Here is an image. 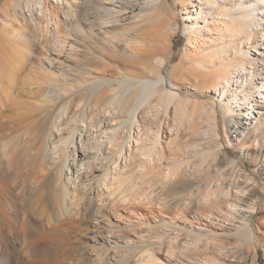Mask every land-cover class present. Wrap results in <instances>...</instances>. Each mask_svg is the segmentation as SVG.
Instances as JSON below:
<instances>
[{
    "label": "bare ground",
    "instance_id": "6f19581e",
    "mask_svg": "<svg viewBox=\"0 0 264 264\" xmlns=\"http://www.w3.org/2000/svg\"><path fill=\"white\" fill-rule=\"evenodd\" d=\"M32 1L42 5V15L37 20L40 19L42 31L46 29V33L41 36L44 38L40 44L45 48L51 33L57 35L60 45V49L56 46L57 49H45L42 53L35 50L38 58L50 51L58 54L59 59L65 57L61 44L65 43L68 18H62V14L68 16L66 9L76 12L77 27L85 23L87 32L97 38L101 55L103 40L114 46V39L121 37L119 45L124 51L137 48L141 52L146 49L148 54H160L158 48L148 49V42L155 38L137 34L138 30L153 22L157 24L156 30L167 33L173 22H179L177 14L163 8L166 0H93L90 6L82 0H0L3 3L0 17L10 15V10L17 13L21 6H28ZM258 1L264 6V0ZM188 2L180 11L191 46L196 51L220 55L216 42L222 35L228 36L236 51L235 68L217 69L218 78L223 79L226 74L232 78L234 70L240 77L250 73L247 66L250 61L242 44L253 31L259 30L258 10L250 5V11L244 13V2L240 0ZM83 11L86 17L80 22ZM206 30L211 32L209 40L205 37ZM32 48L38 49V46L31 45ZM258 49L255 66L256 56L264 59V52L259 53ZM188 58L193 60L190 54ZM72 59L76 58H70L69 54L65 57L66 62L76 64ZM197 62L198 69L206 67L210 74L215 73L209 69L214 59L206 62L201 58ZM119 63L126 70L96 61L97 68L91 76L70 77L60 65L57 67L63 71L62 75L58 73L61 76L54 72L40 74L38 81L30 86L34 104L27 111H21L20 107L21 110H8L11 104L6 99L12 96L4 98V93L8 95L12 91L5 89L13 90L16 81L12 72L6 78L5 72L4 77L0 71V259L9 256L7 263L14 264L26 254V260L33 264H68V252L80 249V244L109 236L115 248L107 247L98 253L94 258L96 264H109L110 255L115 259L112 264H195L185 252L204 249L213 253L212 259H204V264H246L247 250L259 240V228H254L252 223L264 203V192L263 187L256 189V181L248 174L239 176L235 184L227 182V167L222 164L239 171L240 167L220 140L217 112L213 113L215 105L211 122L204 130L210 138L209 143H204L210 146L199 152L194 147L199 155L202 152L203 158L194 166L195 172L191 173L192 167L186 162L169 164L166 154L177 150L179 145L182 132L178 126L184 108L181 113L182 99L175 89L180 86L163 72L168 58L158 56L157 65L148 66L143 76L134 74L137 66L129 60ZM13 67L18 69V65ZM259 83L262 85L257 91L259 98L250 93L248 86L243 90L236 87L230 94L224 92L228 99L224 106L231 116L230 131L242 125V116L250 119L245 120L242 129L251 131L257 117L250 113L256 107L260 108L257 113L264 114V79ZM47 89L50 94H45ZM214 154V163L210 161L212 164L205 166L208 157ZM204 167L210 189L195 201L186 182L195 179ZM217 176L221 177L220 182L212 185ZM80 205L85 212L78 209ZM79 233L86 234L84 241V235L80 239ZM168 239L171 243L161 262L152 251L156 247L160 250ZM174 243L178 244L181 254L177 253Z\"/></svg>",
    "mask_w": 264,
    "mask_h": 264
},
{
    "label": "rangeland",
    "instance_id": "374dc122",
    "mask_svg": "<svg viewBox=\"0 0 264 264\" xmlns=\"http://www.w3.org/2000/svg\"><path fill=\"white\" fill-rule=\"evenodd\" d=\"M92 1L93 0H82L81 2H84L88 6H90L92 4ZM229 1L233 2L235 0H229ZM240 1L244 2L242 6L244 13L250 11L251 9L250 5L254 6L258 10L257 24H260L259 30H257L256 32L253 31L252 36L246 37L244 45L241 43L242 48L244 50V54L248 59V61H250L247 64V66L248 69L251 71L250 73L243 74L242 77H244V79H242L240 75H236L238 74L237 70L233 71L232 78L229 76V74H226V77H224L223 79L218 78L217 69L218 70L222 69L224 71L233 70L236 64V60L233 57L236 51L233 47L232 41L228 42L227 40L228 36L220 35L218 37L216 44L218 43L219 45L217 48L218 51H220L219 52L220 55H218L217 53V56L212 55L211 52L207 50L196 51V48L191 46V42H189L188 35L184 30L186 24L184 15L180 11L184 5L188 6L189 4L188 0H166L165 4L163 5V8L169 10L171 13L177 14L178 15L177 18L179 20L178 23L173 22L170 25L167 33H165L164 30L162 29L160 32L158 31V29L156 30L155 27H157L156 26L157 24L153 22L146 23L142 27L143 28L142 30L141 28L140 30H138V33L135 32L134 30L135 33L137 34L141 33V35H147L149 38L153 36V38L155 39L154 41L150 40L148 42V49L155 51L158 48L160 54L158 52L148 54L146 49L145 50L143 49V51L146 52L145 53L143 51L142 52L140 51L142 49H137V48L133 50L126 49V51H124L122 50V46L119 45L120 44L119 41L122 39L121 37L114 39L115 41L114 46L108 45V43L105 40H103L102 42L104 43L102 44L103 47L101 48L103 54L101 55L100 52L98 51V49L100 50V44L97 38H95L93 35H90L84 27L86 26L85 23L81 22L82 20L83 21L85 20L86 12L83 11L81 18H79L80 19L79 21L81 22V25L84 28L83 27L79 28L76 26L77 23H79L77 22L78 19L75 16L76 12L72 10L71 12H69V10L66 9L68 11V16L62 14V18L64 19L68 18L67 19L68 21H66L65 24L66 27V30L64 31L65 36L63 37L65 43L61 44L62 45L61 49L64 51L62 55H65L66 57L67 54H69L70 58H76V59H72L73 62L76 64H71L72 62L69 61L66 62L65 57L63 56H61L62 58L59 59L58 54H53V52L51 51L47 52L48 55L45 56L41 54L38 55L40 59L35 54V50L37 53H42L45 49L56 48V46L58 49H60V45H58L59 38L57 37V35L55 36L51 33H48L49 37L46 47L44 48V46L40 44L43 42V38H44L41 36L44 35V33H46V29L45 31H42L43 29H42V24L40 23V19L37 20V17H41L42 15L41 12L42 5L40 3L35 4L32 1L31 3H29L28 6L25 4L23 7L21 6L22 8L21 7L19 8L17 13H12L10 10L11 13L10 15L5 14L3 15V17H0V71H2L3 76L6 74V78L8 72L10 73L12 72L16 81L15 84L16 87H14L13 89L15 92L11 88L10 90L8 87L5 86L7 88L5 89V91L6 90L7 92L12 91L9 92L10 95L8 93L9 96L5 95L6 93H4V96H6L4 98H9L12 96V98L6 99V101L10 100L7 101L8 105L11 104L8 107L9 108L8 110L18 109L20 107L22 108V110L19 108L21 111H27V109L33 106L34 100H33V95H31L30 93L31 92L30 86L32 83H35V81H38L37 79L38 76H40V74L46 76V73L48 74L54 72L55 75H59V74L62 75L63 71L61 70L63 69L66 70L65 72L68 73L70 77H78L79 75H80L79 77L84 75L91 76L92 74H95V70L97 68L96 61H101V65L103 66H108L110 68H115V69L121 68L122 70H126L119 63V61L129 60L130 62L134 63L137 66L133 71L134 74L143 76L146 72H148L147 67L156 66L157 64L155 62L158 56H163L168 58V64H166V67L163 69L164 74L168 79L173 77L174 82H176L180 86V88L179 87L175 88L179 93V96L181 97L182 101H184V104L182 101H181V105L179 104L181 107L180 112L182 113V106L184 110L187 111L185 112L183 110L185 114L183 113L184 115L183 114L180 115L181 123L178 126V128L181 130L182 134H181V138L179 139V145L175 148L177 150H174V152L171 151L169 153L167 152L166 161L169 164L176 163L177 161L180 163L186 162L187 165L189 164L192 167L191 173L195 172L194 166L197 167V165L200 164V161H203L202 152L201 155H199L200 153H197V151L198 152L199 150L202 151L206 149L208 146H210V144L208 146L206 145L207 141L210 138L206 137L204 132L207 130L209 124L208 122H211L210 117L213 112L212 107L214 104L215 108L214 107L213 108L215 112L213 113L217 112L216 115L219 121L218 131L220 134V140L222 143H224L225 150H227L228 152L227 154L231 158L237 160L239 164L238 167H240V171H239L237 169H234L233 167H228L222 164L223 167H227L226 173L224 172L227 182L234 183L235 180H237V178L241 177V175L246 176L248 174L252 176L256 181V189H261V187H263L262 191L264 192V114L257 113L258 111H260V108L256 107L255 112L250 113V116L253 114V116L257 117L256 124L253 123L254 127L252 128L251 131L247 132L242 129V127L245 126L244 124L245 120L250 121V119H244L243 116L240 119V123L242 125L236 129H234L235 127L231 128L232 131H230L228 121L231 116L229 117V114L227 113V108H225L224 106L228 102L226 94L232 93L234 89H237L236 87H238V89L243 90L245 89V87L248 86L250 88V93H253L255 96H258L259 98L260 95L259 93H257V91H259V89L262 87L261 83L259 82H261L264 79L263 56H259V55L256 56L258 58L256 66H255L256 63L254 58L256 54L255 53L256 48H259L258 49L259 53L264 52V6L258 0H240ZM230 2H228V5H231ZM2 4L3 3H1L0 5ZM143 6L147 8V5H143ZM103 11L106 10L103 9ZM123 23H124L123 21L120 22V25L122 26ZM27 24H30V27L27 26ZM53 25L54 23H51L50 28H53L54 27ZM72 27H74L75 29ZM244 28H247L245 22H244ZM168 33L171 34L170 37L166 35ZM210 35H211L210 30H206L205 33L206 39L209 40ZM58 36L61 37L62 33H60ZM31 45L38 46V49L32 48L33 50H31L30 49ZM21 49H23L22 51H24V53L21 52ZM19 52H21L22 55H19ZM188 53L192 55L193 60H190L188 58L189 57ZM73 55L75 56L77 55V56L74 57ZM110 57L112 58V61ZM201 58L206 59V62H210L211 59H214V62L209 68L215 70L214 74H210V72L207 71L208 69L206 67H201L199 69L197 68L198 65L197 61L200 60ZM20 59L22 61L24 59V61L22 62ZM17 62H18L17 64L18 67L17 65H15ZM13 65L16 66L18 69L13 67ZM58 65H60L62 69L61 68L58 69L57 67ZM203 69L204 71H202ZM6 78H4L5 80H3L5 81V83H6ZM223 81L226 82L227 84H225ZM224 85H227L228 87L224 89L223 87ZM22 86L24 87L23 90H22L23 88ZM15 88L17 91L15 90ZM224 92H226V94ZM48 93L49 94L51 93L49 89L45 91V94ZM13 98L15 101H13ZM21 103L23 105H20ZM232 111L237 112V110L235 109ZM209 119L210 121H208ZM226 138H228L229 140L228 142ZM194 147H196V149ZM194 149L197 151H195ZM186 151L188 153H186ZM197 154L199 155V158ZM214 157L215 154L209 156L208 157L209 161L204 163L205 166H207L206 165L207 163L208 165L211 162L214 163L215 161ZM197 159L199 160V162ZM50 161H52V158H50ZM133 171L135 172V170ZM206 173L207 170L206 167H204V170L202 169L201 171L197 172V177L195 179L188 180L186 182L190 186L189 191L191 193L193 191L192 199L195 201L197 199H200V196H202V194H204L205 191L210 189V186H208L209 183L207 181V176H205ZM213 173L216 174L217 172H213ZM234 174L235 176H233ZM233 177L234 179H232ZM220 178H221L220 176L219 177L217 176L212 181V185H216L218 182H220ZM182 185L185 184L182 183ZM71 198L70 200L72 201ZM70 200L68 202H70ZM79 208L82 210V212H85L84 207H82V205H80L78 209ZM173 210H177V208L174 207ZM263 211H264V203L261 206H259L258 212L254 218L255 221L253 220L252 223V226L254 228L257 229L259 228L258 229L259 240L255 242L256 245L253 244L250 246L249 248L250 251H248L249 249L247 250V253L249 255H248V262L246 264H253L254 261H255L254 264H264V212ZM76 216L79 218L81 216V213H79ZM217 221L218 220H216V222ZM83 235L84 237H82ZM79 237L80 239L82 237V241H84L86 234L79 233ZM107 237L108 238L106 239L103 237H99L96 240L89 241L87 244L79 243L80 244L79 246L81 247V248L79 247L80 249L70 251L66 254L68 257V261H67L68 264H96L94 262V258L95 256L98 255V253L105 251V248L107 247L110 249L115 248L114 243L111 241L112 240L111 237L109 236ZM168 241L169 239L167 240V242H164V244L166 243L165 246L163 244L161 247H159L160 250H158V247H156V250L154 252L152 251V253L156 256V258L159 259V261L161 262L165 260V252L167 250V247L171 243ZM13 244L14 243L12 241L10 245L12 246ZM174 244L178 247V248L176 247L177 253L179 252V254H181V250L178 244L176 243ZM93 248H96L97 250L94 251ZM204 250L199 252L193 251L190 254H188L187 252L185 253L187 255V258L190 257L191 260L192 259L194 260L193 262L195 264H199V263L204 264L206 258L212 259L211 255H213V253L210 252V250H207L209 252H207L206 250L205 252ZM110 252L111 251H109V253ZM24 255H22L20 259H17L14 262V264H33L27 261L26 260L27 257H25ZM196 255L197 256L200 255L202 261ZM8 257L9 256H7V258ZM7 258L3 260L0 259V262L2 261L3 264H8ZM114 261L115 259L111 258L110 255L108 263L112 264L111 262Z\"/></svg>",
    "mask_w": 264,
    "mask_h": 264
}]
</instances>
